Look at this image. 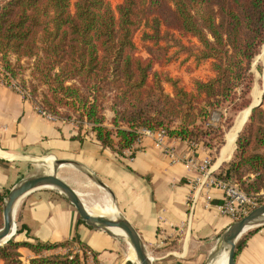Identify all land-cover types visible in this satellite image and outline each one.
Here are the masks:
<instances>
[{"label": "trees", "instance_id": "obj_1", "mask_svg": "<svg viewBox=\"0 0 264 264\" xmlns=\"http://www.w3.org/2000/svg\"><path fill=\"white\" fill-rule=\"evenodd\" d=\"M263 45L264 0H121L116 7L108 0H0L3 85L16 82L38 110L76 124L78 138L87 128L120 158L145 130H165L215 157L234 117L251 105L252 65ZM176 62L191 74L208 64L212 76L194 79L187 90L164 70ZM216 112L221 118L214 124ZM217 178L264 204V96ZM5 196L0 193V230ZM255 232L239 240L236 255ZM72 244L10 240L0 246V260L23 264L20 249L28 246L35 255L30 264H88L86 245L82 255L54 253Z\"/></svg>", "mask_w": 264, "mask_h": 264}, {"label": "crops", "instance_id": "obj_2", "mask_svg": "<svg viewBox=\"0 0 264 264\" xmlns=\"http://www.w3.org/2000/svg\"><path fill=\"white\" fill-rule=\"evenodd\" d=\"M205 73L207 78L212 76L209 68ZM172 76L181 78L180 74ZM192 89L193 85L187 88ZM253 98L251 104L255 103ZM250 107L236 116L215 157L203 145L192 149L184 141L167 138L161 149L154 138L144 137L132 152L120 158L103 149L87 134V128L78 138L76 124L42 115L32 101L0 83V160L5 165H0V193L8 194L20 181L55 170L80 197H85L90 192L87 188L102 189L92 179L98 178L111 191L110 195L105 190L115 208L139 233L154 264L226 263L223 251L215 259L210 257L235 220L222 213L224 193L206 184L202 173L186 162L190 158L197 163L209 160L210 176L217 178L220 168L234 157L238 134L251 112L240 127L238 121ZM171 152L175 157H170ZM76 236L78 241L74 242ZM10 240L29 245L71 241L73 246L54 253L75 255L86 245L100 264H126L131 260L126 258L123 239L80 223L72 205L47 188L22 199L16 232ZM20 253L23 264H30L35 257L28 246ZM87 262L96 264L93 257ZM0 264L4 262L0 260ZM236 264H264V227L257 228L236 255Z\"/></svg>", "mask_w": 264, "mask_h": 264}, {"label": "water", "instance_id": "obj_3", "mask_svg": "<svg viewBox=\"0 0 264 264\" xmlns=\"http://www.w3.org/2000/svg\"><path fill=\"white\" fill-rule=\"evenodd\" d=\"M264 88L258 103L251 104L250 112L263 103ZM98 186L111 191L98 178L92 177ZM52 189L57 191L67 200L78 217L89 227L108 232L109 234L124 239L132 246L136 256V262L129 260L132 264H154L146 246L134 226L118 211L112 218L95 216L88 212L86 205L77 191L61 179L56 171L35 175L20 181L4 198L3 205V228L0 230V246L5 245L16 232V216L20 202L24 197L41 189ZM264 227V204L249 212L246 216L235 221L220 238L210 259H215L226 254V264H236V246L239 240L249 231ZM111 229L122 231L126 237H120L111 232ZM214 261V260H213Z\"/></svg>", "mask_w": 264, "mask_h": 264}, {"label": "rangeland", "instance_id": "obj_4", "mask_svg": "<svg viewBox=\"0 0 264 264\" xmlns=\"http://www.w3.org/2000/svg\"><path fill=\"white\" fill-rule=\"evenodd\" d=\"M108 1L111 2L113 7H116L121 2V0H108ZM141 34H142V32H139L138 35L136 36V42L140 48L141 55H143L145 57L146 53L144 52L145 50L143 49V45H142L141 40H140ZM263 50H264V45L262 46L258 56L255 58L253 65H252V73L254 76L253 89H257L261 93H262V90L264 88V72H263V70H264V53H263ZM206 66H207V68L210 69V66L207 64V65L201 66L193 74H191L188 72L187 65L183 66V65H181L180 62H176V63H172L170 66H168V67H170L168 70L167 69H164V70L166 72L170 73L171 75L176 76V74H180L185 88H188L190 85H193L194 79H197V78L201 79V80L207 79L208 75H206V73H205L207 70ZM157 69H159V68H157ZM0 83L4 84L3 78H0ZM12 87L14 89H16V91L19 92L21 95L27 96L26 99H29L28 94L26 92H24L19 86H17L16 82L12 83ZM166 89L168 92L171 91L169 86H166ZM253 89H252V91H253ZM252 97H253V95L251 92V98ZM253 100H254V98H253ZM224 115L228 116L227 113H224ZM220 118H221V115L216 112L212 116V122L214 124H217L218 121L220 120ZM235 118H236V116L234 117V119ZM94 188L95 189L87 188L86 190H89L90 192H88L85 197L81 196L83 199H85V200H83L81 198L86 206L96 205V204H100L101 206H104L105 205L104 203H106V204H108L110 202L113 203L112 198L107 195L106 191L103 190V188L101 190L97 189L96 187H94ZM124 243L127 245L126 258H129L131 248H130V245L127 243L126 240H124ZM71 255H73V254H71Z\"/></svg>", "mask_w": 264, "mask_h": 264}, {"label": "built area", "instance_id": "obj_5", "mask_svg": "<svg viewBox=\"0 0 264 264\" xmlns=\"http://www.w3.org/2000/svg\"><path fill=\"white\" fill-rule=\"evenodd\" d=\"M41 113L42 115L46 117L48 116L50 119H52V117H50L49 115L43 112ZM144 137L154 138L156 146L161 149L165 148V143L168 138L167 132L165 130H160L157 132L145 130L142 132V138ZM141 140L138 143H140ZM195 147L196 146H192V149H194ZM129 151L132 152V150ZM169 155L171 158L175 157L173 152L169 153ZM186 163L189 167L202 173L206 184L209 183L211 186L218 188L224 193V203L221 206L223 214L231 216L235 221H238L258 207L257 198L248 196L238 186L223 182L218 178H211L209 160H204L201 163H197L193 158H190ZM79 253H82V250L78 252V254ZM86 254L88 258L92 257V253L90 251H88Z\"/></svg>", "mask_w": 264, "mask_h": 264}, {"label": "bare ground", "instance_id": "obj_6", "mask_svg": "<svg viewBox=\"0 0 264 264\" xmlns=\"http://www.w3.org/2000/svg\"><path fill=\"white\" fill-rule=\"evenodd\" d=\"M263 53H264V50H263ZM261 94L262 93L260 91H258L257 89H253L252 95L254 97V102L255 103H257L258 101H260ZM248 112H250V111L247 110V111L244 112L243 118H241L238 121V127H240L241 124L245 121V119H246V117L248 115ZM236 130L233 131V132L235 133ZM230 139H229V141H230ZM104 204H105L104 206H101L100 204L90 205V206L86 207V209L88 210V212L90 214L95 215V216H103V217H107V218H112L115 215H117V210H116L115 206L113 205V203L110 202L108 204H106V203H104ZM111 232L113 234H116L117 236L126 237V235L122 231H120L118 229H111ZM130 248H131V254H130V257L129 258L132 261H135L136 262V256H135L134 249L132 248V246H130ZM222 264H226V263L223 262Z\"/></svg>", "mask_w": 264, "mask_h": 264}]
</instances>
